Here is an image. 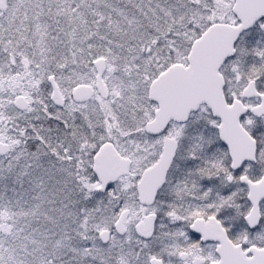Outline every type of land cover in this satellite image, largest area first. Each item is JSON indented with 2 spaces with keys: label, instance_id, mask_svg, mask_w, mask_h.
<instances>
[{
  "label": "snow or ice",
  "instance_id": "obj_1",
  "mask_svg": "<svg viewBox=\"0 0 264 264\" xmlns=\"http://www.w3.org/2000/svg\"><path fill=\"white\" fill-rule=\"evenodd\" d=\"M0 264H264V0H0Z\"/></svg>",
  "mask_w": 264,
  "mask_h": 264
}]
</instances>
